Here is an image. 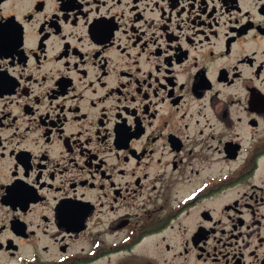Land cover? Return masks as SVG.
<instances>
[{
  "label": "flooded vegetation",
  "instance_id": "flooded-vegetation-1",
  "mask_svg": "<svg viewBox=\"0 0 264 264\" xmlns=\"http://www.w3.org/2000/svg\"><path fill=\"white\" fill-rule=\"evenodd\" d=\"M0 264H264V0H0Z\"/></svg>",
  "mask_w": 264,
  "mask_h": 264
}]
</instances>
